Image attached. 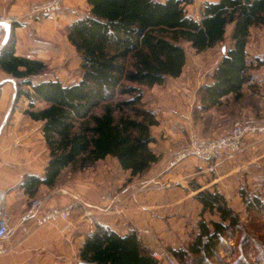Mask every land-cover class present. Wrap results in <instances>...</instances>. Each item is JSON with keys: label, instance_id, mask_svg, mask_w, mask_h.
<instances>
[{"label": "trees", "instance_id": "trees-1", "mask_svg": "<svg viewBox=\"0 0 264 264\" xmlns=\"http://www.w3.org/2000/svg\"><path fill=\"white\" fill-rule=\"evenodd\" d=\"M86 4L88 14L65 26L67 41L79 55L77 81L33 82L32 77L47 67L40 59L15 53L16 23L0 49V70L18 80L15 97L28 99L23 113L41 123L47 149L42 175L29 172L18 185L30 203L42 185L56 187L68 169L85 171L109 158L131 180L160 160L151 132L159 123L144 101L143 88L181 75L186 65L183 43L200 53L223 43L231 26L217 66L198 88L200 107H218L229 96L239 100L242 90L256 82L246 45L251 29L264 26V0H204L198 17L187 10L193 0H86ZM35 102L44 105L34 109ZM194 196L200 216L209 212L218 219L199 220L186 247L166 251L177 264H213L227 238L240 231L239 216L222 193L205 189ZM245 203L248 211L264 212L258 195ZM95 228L82 242L80 261L167 264L152 256L154 249L141 242L136 230L122 234L97 223ZM242 239L247 246L251 243L246 236Z\"/></svg>", "mask_w": 264, "mask_h": 264}, {"label": "rangeland", "instance_id": "rangeland-1", "mask_svg": "<svg viewBox=\"0 0 264 264\" xmlns=\"http://www.w3.org/2000/svg\"><path fill=\"white\" fill-rule=\"evenodd\" d=\"M42 1L46 0H30L29 2L0 0V16H12L16 19L14 23L25 27L21 35L14 34L15 51L17 37H19L20 47L18 49L24 50L28 47L25 57L38 60L40 58L45 63L46 70L32 77V81L39 78L42 80L59 79L65 84L77 81L81 75L79 55L67 41L65 26L70 19L87 15L89 6L86 0H63L60 8L52 14L31 15V6ZM187 10L189 14L198 17L196 5L188 6ZM230 27L227 28L226 40L223 43H218L214 48L200 53L190 48L187 43H183L182 46L186 51V65L181 75L167 79L164 84L143 88L147 107L155 111L160 123L167 128L174 127L172 131L176 132L173 137L172 131L168 132L164 129L165 127L162 130L161 125L151 130L156 139L154 144L156 152L161 155L160 159L165 157L160 170L170 171L177 168L183 169L182 175L191 174L190 177L180 180L185 186L178 183L173 184L171 181H166L161 185L143 182L142 178L150 169L144 175L128 180V174L118 168L117 163L109 158L85 171L68 169L62 174L59 184L65 185L74 175L82 173L93 185V190L98 195L96 204L81 202L73 197L74 205L77 201L83 207L85 204L83 214L87 233L96 229V215L90 211L91 209H97L100 212L107 211L123 206L127 199L134 201L137 205L140 204V196H143L145 191L151 188H155L156 191L164 189L170 190L168 195L163 196L166 199H175L176 195L189 198L171 207V211L165 215H163L164 211L156 212L158 214L152 220L149 219L150 222L147 225L136 226L134 230L141 242L151 245L157 252L163 253L167 252L166 249L186 247L197 232L199 220L206 222L209 219H218L216 215L209 212L202 216L199 214L200 204L194 195L198 191L208 189L225 196L227 205L238 214L241 224L240 231L236 232L235 236L227 238L226 245L218 252L219 256L214 259L213 264H238L239 262L264 264V212L248 211L245 203L246 198L257 195L264 201V138H249L245 141L244 152L230 160L203 161L190 156L179 161L175 166L168 167L176 151L188 143L191 134H196L201 138L216 137L227 131L237 119L251 117L261 122L264 118V26L252 28L248 40L247 57L254 67L251 72L256 75V82L252 85L254 87H245L242 90L244 96L239 100H234L229 96L224 98L218 107L210 109L200 107L198 88L209 79L208 75L217 66L223 54L222 49L228 43ZM39 48L45 51V55H37L31 50ZM5 77L12 79L15 89L11 84L8 87V98L0 117L1 121L2 116L9 113L3 126V134L11 132L15 122L18 123L16 127L20 130L26 127L35 129L37 123H33L23 113V110L28 107V99L15 97L18 80L10 75ZM23 88L25 89L26 86ZM1 90L2 85L0 84V92ZM43 105L42 102H35L34 109H39ZM171 138H174V141H171ZM173 142L176 144L181 142V144L175 145L176 148L178 147L175 152L168 151ZM153 165L151 168L155 166ZM112 180L118 184L114 186ZM191 191L195 192L192 194ZM102 196L115 198V202L107 201ZM244 236L251 242L248 246L242 239ZM165 261L169 264L166 259Z\"/></svg>", "mask_w": 264, "mask_h": 264}, {"label": "crops", "instance_id": "crops-1", "mask_svg": "<svg viewBox=\"0 0 264 264\" xmlns=\"http://www.w3.org/2000/svg\"><path fill=\"white\" fill-rule=\"evenodd\" d=\"M23 1L29 2L30 0ZM202 1L204 0H193V5L198 8ZM23 28L25 27L17 25V27H14V34L16 36L21 35ZM17 38L15 52L17 55L24 57L27 54L26 52H28V47L24 50L18 49L20 47L18 45L20 38ZM248 44L249 42L246 45L247 49L249 47ZM31 50L35 51L37 55H45L43 49ZM5 76L8 75L0 70V84L2 85L0 92V117L8 98V87L11 84L12 88L15 89L12 79ZM39 80H42V78L33 82H39ZM8 116L9 113L3 115L0 121V220L5 219L11 226H17L30 205V198L26 196L18 185L29 172L42 175L48 156L43 141L41 123L31 120L33 123H37L35 129L26 127V129L20 130L16 127L18 123L15 122L11 132L3 134V126ZM158 123L162 126V130L163 127L168 132L174 130V127L167 128L163 123H160L159 119ZM175 134L176 132L172 131L173 137ZM153 136L155 137L154 134ZM171 141H174V138H171ZM173 143L170 144L171 147L169 146L168 151L175 152L178 148L175 145L181 144V142L174 143V145ZM162 158L142 178L143 182H153L161 185L166 183V181H171L173 184L178 183L181 186H185L180 180L190 177L191 174L188 176L182 175L183 169L177 168L170 171L160 170V166L165 160V157ZM112 183L114 186L118 184L115 180H112ZM168 185L170 186V184ZM194 192L191 191L192 194ZM169 193L170 190L156 191L155 188H151L145 191L143 196H140V204L136 205L134 201L127 199L123 206L117 208L102 212L97 209H91L90 211L96 215L97 224L107 225L124 234L136 226L147 225L150 222L149 219L152 220L158 214L156 212L164 211L163 215H165L171 211V207H175L176 204L178 205L180 202L185 201L186 198H189L188 196L184 198L179 195H176L175 199L163 197ZM73 197L81 202L98 203V195L94 192L93 185L88 182V179L82 173L74 175L65 185L58 183L54 188L42 185L34 198L41 200L45 207H56L72 204L75 201ZM134 199L136 200V198ZM84 209L83 205L77 201L71 212L69 223L65 228L51 224L34 227L30 222L28 223L30 231L27 234L16 228L13 237L0 241V245L7 248V251L0 255V264H78L80 261L78 252L88 234L84 221ZM157 216L160 217L161 215Z\"/></svg>", "mask_w": 264, "mask_h": 264}, {"label": "built area", "instance_id": "built-area-1", "mask_svg": "<svg viewBox=\"0 0 264 264\" xmlns=\"http://www.w3.org/2000/svg\"><path fill=\"white\" fill-rule=\"evenodd\" d=\"M62 1L63 0H46L37 2V4L31 6L30 14H52L60 8L59 6ZM15 20L16 19L12 18V16H0V49L5 39V26L14 24ZM189 137L188 143L179 151H176L168 167H173L179 161L189 158L190 156L203 161L233 159L235 156L244 152L246 140L249 138H264V118L261 122L251 117L237 119L227 131L216 137L201 138L196 134H191ZM102 198H105L107 201H112L113 203L115 202V198L106 196H102ZM74 206L75 205L72 203L63 206L45 207L41 200L32 199L26 214L21 217L17 226H11L5 219L0 220V241L8 240L13 237L16 228H19L24 234L29 233V222L32 223L34 227H42L45 224H51L56 227L61 226V228H65L69 223ZM90 232H93V230H90ZM6 251L7 248L0 245V255ZM152 256L157 260L166 259L169 264H176L173 257L167 252L161 253L153 251Z\"/></svg>", "mask_w": 264, "mask_h": 264}, {"label": "water", "instance_id": "water-1", "mask_svg": "<svg viewBox=\"0 0 264 264\" xmlns=\"http://www.w3.org/2000/svg\"><path fill=\"white\" fill-rule=\"evenodd\" d=\"M11 29H12V25L11 24H8L5 26V36H4V41H3V46L8 42V39H9V36H10V33H11ZM223 52L225 50V47L222 49ZM78 264H91V263H86V262H83V261H79Z\"/></svg>", "mask_w": 264, "mask_h": 264}]
</instances>
